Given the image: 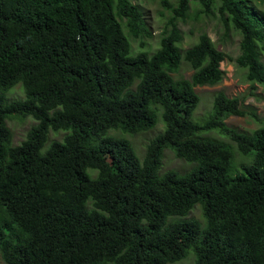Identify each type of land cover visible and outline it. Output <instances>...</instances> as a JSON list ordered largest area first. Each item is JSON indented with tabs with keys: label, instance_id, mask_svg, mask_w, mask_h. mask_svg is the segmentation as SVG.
I'll use <instances>...</instances> for the list:
<instances>
[{
	"label": "trees",
	"instance_id": "trees-1",
	"mask_svg": "<svg viewBox=\"0 0 264 264\" xmlns=\"http://www.w3.org/2000/svg\"><path fill=\"white\" fill-rule=\"evenodd\" d=\"M161 2L172 15L158 48L133 54L128 34L151 33L132 0H0L4 264H170L189 253L193 264H264V124L228 126L257 117L222 91L193 119L194 87L219 83L226 55L205 32L182 49L178 26L191 2L215 10L240 34L235 63L264 85V17L247 0ZM182 61L189 78L172 75ZM16 85L23 97L9 99ZM12 117L35 121L18 144ZM159 121L140 158L124 134ZM165 149L192 167L162 171ZM196 204L202 220L188 217Z\"/></svg>",
	"mask_w": 264,
	"mask_h": 264
},
{
	"label": "rangeland",
	"instance_id": "rangeland-1",
	"mask_svg": "<svg viewBox=\"0 0 264 264\" xmlns=\"http://www.w3.org/2000/svg\"><path fill=\"white\" fill-rule=\"evenodd\" d=\"M138 4L147 24L148 30L151 35H145L141 38H134L129 36L132 53H138L141 51L148 54L155 51L159 46V38L161 32L164 29L168 18L172 15L170 9L165 8L162 5L161 0H132ZM171 3H175L176 0H168ZM249 4L253 6L255 11L261 13L264 17V0H247ZM124 26V31L127 32V28L124 25V19L120 20ZM178 26L182 32L183 39L180 43L182 49L189 47L193 44L199 34L205 32L209 35L214 45L226 55V58L221 62L220 67L224 72L222 80L215 85H196L194 87L195 92L199 95L200 102L194 111L193 119H204L211 110L212 100L214 94L217 91H222L228 97L237 96L242 99L244 108L248 111H252L256 115V119L249 114L244 116H229L225 119L228 126H231L242 132H250L257 127L264 124V85L251 83L246 78V70L239 67L234 59L239 54V41L240 34L233 27L226 28L215 10L210 13H204L201 11V7L197 3L191 2L188 15L185 20H179ZM264 60V52L261 55ZM192 73L190 66L182 61L177 72L172 75L175 78H189ZM253 87V88H252ZM9 99L23 97V92L19 85L13 87L6 95ZM35 121L31 118H17L12 117L7 120V126L12 133L13 144H18L25 136L28 128L34 124ZM163 125L159 121L157 125L150 130L138 132L135 134H124L133 144L137 151V154L142 158L147 142L150 138L155 136ZM113 134L121 135L118 131H111ZM118 132V133H117ZM214 134V133H210ZM63 133L53 134L49 136L51 139H60ZM218 138L227 140L222 135H217ZM237 163L239 161H245V157L236 154ZM163 165L162 171L167 169H174L178 172H184L192 167L191 163H188L184 159L178 158L170 149H165L163 153ZM188 217H194L202 220L201 207L195 205L188 214ZM194 256L189 253L185 258L170 264H193ZM0 264L4 262L0 259Z\"/></svg>",
	"mask_w": 264,
	"mask_h": 264
},
{
	"label": "clouds",
	"instance_id": "clouds-1",
	"mask_svg": "<svg viewBox=\"0 0 264 264\" xmlns=\"http://www.w3.org/2000/svg\"><path fill=\"white\" fill-rule=\"evenodd\" d=\"M196 205H198V204H196ZM0 259H1V257H0ZM2 260V259H1ZM3 261V260H2Z\"/></svg>",
	"mask_w": 264,
	"mask_h": 264
}]
</instances>
